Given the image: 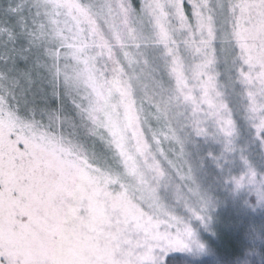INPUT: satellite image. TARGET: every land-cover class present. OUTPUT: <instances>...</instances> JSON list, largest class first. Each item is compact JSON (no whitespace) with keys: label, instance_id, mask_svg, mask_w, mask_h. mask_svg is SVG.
Returning <instances> with one entry per match:
<instances>
[{"label":"snow or ice","instance_id":"snow-or-ice-1","mask_svg":"<svg viewBox=\"0 0 264 264\" xmlns=\"http://www.w3.org/2000/svg\"><path fill=\"white\" fill-rule=\"evenodd\" d=\"M228 203L264 213V0H0V264L210 256Z\"/></svg>","mask_w":264,"mask_h":264},{"label":"trees","instance_id":"trees-1","mask_svg":"<svg viewBox=\"0 0 264 264\" xmlns=\"http://www.w3.org/2000/svg\"><path fill=\"white\" fill-rule=\"evenodd\" d=\"M139 0H134L138 5ZM72 110L68 112L72 114ZM82 139L91 141L84 136ZM101 152L103 148L100 146ZM256 231L253 232L252 229ZM212 232L201 233L211 251L210 256L192 257L184 252H171L165 257V264H243L246 252L255 246L264 254V213L244 212L228 203L218 209ZM255 259V258H253Z\"/></svg>","mask_w":264,"mask_h":264},{"label":"rangeland","instance_id":"rangeland-1","mask_svg":"<svg viewBox=\"0 0 264 264\" xmlns=\"http://www.w3.org/2000/svg\"><path fill=\"white\" fill-rule=\"evenodd\" d=\"M18 66H19L20 68H22V69L26 67L24 61H19V62H18ZM45 87H47V86H45ZM25 99L28 101L29 106H34V107H36V109H37V114H38V118H39V109L44 108L45 105H44V103H43V102L41 101V99H40V92L37 91V88H36V87H33V88L31 89L30 92H26V93H25ZM49 104H50V106L55 107L56 102H55L54 100H51V101L49 102ZM69 110H72L71 104H70V103H65V104L63 105V112H64L66 115H71V114L68 112ZM71 112H72V111H71ZM69 131H70V130H69ZM81 136H82V134H81V131H80V133H79V139L81 140V142L85 143L86 146H89V147H92V146H93V145H92V141L84 140V139H82ZM100 146H101V145H100L99 143H97V144L95 145V151H96L97 153H100V152H101ZM161 195H162V197L165 196V194H164L163 192L161 193Z\"/></svg>","mask_w":264,"mask_h":264},{"label":"clouds","instance_id":"clouds-1","mask_svg":"<svg viewBox=\"0 0 264 264\" xmlns=\"http://www.w3.org/2000/svg\"><path fill=\"white\" fill-rule=\"evenodd\" d=\"M47 71V69H45ZM49 79H51V75H49ZM41 109H39V112ZM32 112L37 113V109L34 106H30V114ZM36 123H39V120L37 119ZM34 128L35 125H33V128H21L20 131L22 134L26 135H33L34 134ZM255 258V259H253ZM243 264H264V254H262L255 246L248 252H246V259L243 262Z\"/></svg>","mask_w":264,"mask_h":264}]
</instances>
